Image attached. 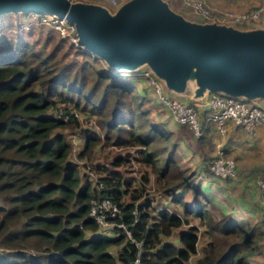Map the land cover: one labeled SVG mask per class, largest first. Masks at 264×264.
<instances>
[{
  "label": "trees",
  "instance_id": "16d2710c",
  "mask_svg": "<svg viewBox=\"0 0 264 264\" xmlns=\"http://www.w3.org/2000/svg\"><path fill=\"white\" fill-rule=\"evenodd\" d=\"M41 18L0 16V264H121L138 250L144 263L187 264L199 235L207 239L194 264H264L262 227L236 213L215 214L200 185L205 177L179 164L180 133L152 115L155 100L140 73L116 72L70 41L62 49L66 39L58 35L60 43L47 48L27 39ZM73 137L82 140L78 159L108 145L132 149L92 162L91 185L72 160ZM133 152L143 165L138 179L121 171ZM204 159V173L214 177L212 158ZM150 176L155 193L142 198ZM98 194L118 204L117 220L140 247L121 230L99 232L88 215L89 199ZM157 196L178 210L154 206ZM174 229L175 242L166 240Z\"/></svg>",
  "mask_w": 264,
  "mask_h": 264
},
{
  "label": "water",
  "instance_id": "95a60500",
  "mask_svg": "<svg viewBox=\"0 0 264 264\" xmlns=\"http://www.w3.org/2000/svg\"><path fill=\"white\" fill-rule=\"evenodd\" d=\"M27 12L63 18L83 51L116 72L148 70L177 99L264 100V13L235 25L184 14L169 0H125L114 9L85 0H0V16Z\"/></svg>",
  "mask_w": 264,
  "mask_h": 264
},
{
  "label": "built area",
  "instance_id": "2783aa9c",
  "mask_svg": "<svg viewBox=\"0 0 264 264\" xmlns=\"http://www.w3.org/2000/svg\"><path fill=\"white\" fill-rule=\"evenodd\" d=\"M92 1L103 3L114 9L125 0ZM182 1L188 10L206 19H215L219 22L235 25L259 22L263 9V7H260L258 10L247 13H238L231 10L215 11L208 0ZM40 15H43V18L39 21L41 24L54 26L55 31L59 32L61 37H65L68 41L79 46L72 24L66 22L63 18H55L46 14ZM140 76L145 79L146 85L150 87L151 95L157 105L165 109L177 124L187 128L195 138H199L203 133L202 123L198 115H202L205 121L212 122L218 135L226 133L228 127H226L225 123L227 120L230 121L231 126L239 128L246 134H251L255 132L257 127L264 125V109L248 101L210 93L207 100L203 103L187 102L168 95L148 70L141 71ZM195 105L199 107H195ZM235 164V160L231 156L226 155L221 148H218L217 153L209 164V170L216 178H231L236 173ZM255 185L258 200L264 206V167L257 173ZM132 213L136 216L135 208ZM88 215L93 219L100 233H107L113 236L118 230H121L137 247L141 246V240L134 241L128 231V226L122 220H117L120 216V208L109 197L99 194L91 197L89 199ZM139 255L140 251L138 250L132 261L121 264H148L142 262Z\"/></svg>",
  "mask_w": 264,
  "mask_h": 264
},
{
  "label": "rangeland",
  "instance_id": "374dc122",
  "mask_svg": "<svg viewBox=\"0 0 264 264\" xmlns=\"http://www.w3.org/2000/svg\"><path fill=\"white\" fill-rule=\"evenodd\" d=\"M85 1H92V0H85ZM210 1L215 6L222 7V9L218 10L210 4L215 9V11L216 10L217 11L231 10V11H235L238 13H247L250 11L258 10V9H260V7H263V9L261 11V16L264 13V0H210ZM210 1L208 0L209 3H210ZM177 2L181 6L186 7L182 0H177ZM169 3L171 4V6L176 8V10L186 14L184 12V9H179V7L175 6L174 0H169ZM35 24L37 26H33L31 24L30 31L24 33V36L27 39L31 40V39L36 37L37 44L38 45H44L46 48L51 47L52 46L51 44L53 43V41L58 40L56 43H60L59 39L57 38L58 36H60L59 32L55 31L54 26L52 27L51 25L44 24L45 27H42V25L37 21L35 22ZM50 29H52V30L50 31ZM47 31H50L49 32L50 37L46 39L45 37H46ZM65 39L66 38L64 37L63 40H65ZM67 42H68V40L66 39V42L62 45V49H64V47H67ZM142 82H144V81H142ZM146 91L148 92V89H146ZM149 97H151V99H153V102H154V98L151 95ZM250 103L264 107V100L263 99H254V100L250 101ZM155 104L157 105V103H155V102L152 104V105H154V106H152V109H153L152 115L155 118H157V120L161 121L162 115H164L163 113H166V110L156 106ZM195 107H199V106L195 105ZM198 116L200 118L201 115H198ZM225 125H226V127L229 128V126H231L230 121L227 120ZM261 127L263 128L264 125H261V126L257 127L256 129L261 128ZM179 130L182 134L181 140H184V141L179 140V143H178L179 146H178V157L177 158L179 160V164L181 165L182 169H186L185 172L193 173L194 177H196V179H199V177H200L199 176V173H200L199 163H202L203 158H205V156H203L201 146L198 148V146L200 144L199 142H197L198 138L193 137L191 132L185 127L181 126ZM214 130H215V128H214ZM215 135L218 136L217 133ZM246 135L249 136V134H246ZM230 139L234 140V147L229 145ZM72 141H73L72 142L73 143V149H72V154H71L72 160L79 164V168H82V171H83L82 172V178L84 180L89 179L88 181L91 183V185L95 184V180H96L95 173L91 171V163L92 162H106L108 159H111L115 154H124V153H126L127 150L132 149V148L123 149V148H119L117 146H113V145L109 146L108 145V146L102 147L99 151H95L93 153V156L91 159H88V160L85 158L78 159L75 157L74 154H75V151L78 150L79 145L81 144L82 140L76 139V137H73ZM240 143L242 145H240ZM256 145L257 144L254 143V141L252 139L248 140V141H245L243 139L241 141L240 138H236L235 136L233 137V134H231V135L229 134V135L220 137L219 140H216L215 143H213V148L211 147L210 144H208V147H206V148H207V152L210 153V155L212 153L214 154V152L216 154L218 148H221L223 153L225 152V153H229L231 155H233V153H234L239 158H246V157H249L250 155H253L254 153L257 154L256 153L257 151H253V148L258 149V145L257 146ZM224 146H225V148H223ZM204 155H205V153H204ZM138 157H139V154L137 152H133V155H131V160L129 161V164H128L130 166H127V167L122 166V167H125L123 170H121L124 177L125 176L132 177L130 179H133V178L138 179L139 178V171L143 168V165L139 161L135 160V159H138ZM200 157H202V158L200 159ZM206 157H208V156H206ZM89 165H90V169H89ZM118 168L120 169L121 166H119ZM131 183H132V181L130 180V187H131ZM95 187H96V185H95ZM155 187H156V184L154 182V178H153V176H150V179L146 185V193L145 194L143 193L142 198L143 197H151V194L155 193L154 192ZM211 196H212L211 193H209L208 198L210 199ZM157 197H161V196H157ZM216 197L218 199L219 196H216ZM142 198L140 196L138 198L137 202L142 200ZM121 200L127 201V200H129V198L126 195V196L121 197L120 201ZM213 200H214L213 206L215 208H217V209H215V214H219L220 208L217 205L219 200H216L215 198H213ZM153 205L157 206V205H159V203L156 202V200H155L153 202ZM237 215L240 217H244V216H241L239 213ZM189 220L192 223L193 222L197 223V220L191 216H188L187 221L189 222ZM175 230L176 229H174L172 234L170 236H167L165 239L168 241H174L175 242V239H174L175 232H176ZM206 239L207 238H204L202 235H199L198 241L196 244V251L193 255L190 256L189 260L187 261V264H194V260L197 257L201 256L202 249L204 246V242ZM110 251L114 252V249L112 248Z\"/></svg>",
  "mask_w": 264,
  "mask_h": 264
},
{
  "label": "crops",
  "instance_id": "0c3cea01",
  "mask_svg": "<svg viewBox=\"0 0 264 264\" xmlns=\"http://www.w3.org/2000/svg\"><path fill=\"white\" fill-rule=\"evenodd\" d=\"M174 4L175 6L179 7V9H184V12L186 14L191 13V11L188 10L186 7L178 4L177 0ZM210 4L218 10L222 9V7L220 6H215L211 1ZM163 114L164 115H162L161 121H164L167 124V126L171 129V131H173L175 134L180 133L182 137V134L179 130L181 125L177 124L176 121L167 112ZM200 121L202 123V126L204 127L206 121L204 120V117L202 115L200 116ZM215 134L216 132L214 130V125L211 122L205 125L203 137L200 140H197V142L200 143L198 148L201 146L203 156L205 157L208 156L209 159L215 156V152L214 154L212 153L211 155L210 153L207 152L206 147H208V144H210L211 147L213 148V143H215L216 140H219L220 137L229 134L230 135L233 134V137L235 136L236 138H240L241 141L243 139L245 141L252 139L254 143L258 145V149L253 148V151H257L256 152L257 154L254 153L249 157L239 158L234 153L233 155H231L229 153L224 152L226 155L231 156L236 163L235 164L236 173L233 177L229 179H219L216 177H209V175L204 173V166L205 163L207 162L203 158L202 163H199V167H200L199 176L200 178L205 177V179L200 183L201 187L203 188V190H205L208 197H209V193H211L212 196L210 197V200L212 201V203H214L213 198L219 200L217 205L220 208V212L222 213L231 212L237 214L239 213L241 216H244L245 218L253 219L254 221L260 224V226L264 231V208H262L258 200L257 188L255 185L256 175L259 172V170L264 167V127L256 129L255 132L249 134V136L243 133L239 128L233 126H229L226 133L223 135L217 134L218 136H216ZM231 140L232 139L229 140V145L234 147V140L232 141ZM240 145L242 144L240 143ZM223 148H225V146ZM201 158L202 157H200V159ZM216 196H219L218 199ZM156 202H158L159 204L165 203V205L168 208H171L172 210L175 211L178 210V208L175 205L168 203L167 198L165 199V197L162 198L157 197ZM185 219L188 220V216L185 217ZM188 223L195 225L197 231L201 230V226L199 224L195 222L192 223L190 222V220ZM183 227H186V224H183ZM108 235L111 236L110 234Z\"/></svg>",
  "mask_w": 264,
  "mask_h": 264
}]
</instances>
